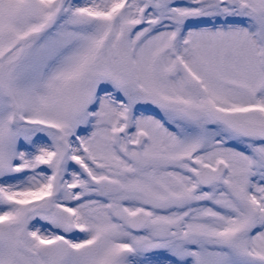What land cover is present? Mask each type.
<instances>
[{
  "label": "rangeland",
  "instance_id": "rangeland-1",
  "mask_svg": "<svg viewBox=\"0 0 264 264\" xmlns=\"http://www.w3.org/2000/svg\"><path fill=\"white\" fill-rule=\"evenodd\" d=\"M151 20L156 32L173 31V48L188 29L206 27L207 38L226 47L224 61L230 69L255 62L262 78L253 95L261 97L260 106L246 112L237 100L196 109L163 101L143 87L139 49L148 46V37L137 35ZM235 27L248 33L243 49L229 35ZM261 84L264 0H0V264H264V207H259L254 191V186L264 188V139L239 135L208 112L211 107L235 109L245 121L264 124ZM81 91L89 94L85 107L77 104ZM107 106L118 107L116 125L122 126L124 136L141 112L156 113L173 130L184 127L186 119L201 135L210 124L223 130L220 138L227 145L221 147L237 150L232 155L204 153L202 164L193 160L198 155L192 151L184 156L193 159L186 173L190 190L179 210L199 207L197 211L209 210L220 220L207 218L199 225L187 214L175 225L159 219L155 224L151 209L139 206L138 212L147 217L140 230L148 227L154 241L139 243L141 231L132 233L125 224L128 215L118 209L121 190L108 178L92 181L82 176L87 188L97 191L96 199L105 200L104 215L114 216L120 232L109 241L108 253L98 255L100 242L80 246L85 235L74 215L61 208L65 203L53 196L56 190L51 198L47 178L52 175L50 182L57 185L70 145L94 126L98 108ZM100 120L106 123L107 114ZM108 133L111 141L118 136ZM138 134L126 139L140 150L149 136L145 133L146 140L137 145ZM39 143L48 155L34 157ZM217 158L226 161L225 173L202 186L194 174ZM30 161L35 178L27 181L24 164ZM120 248L126 251L114 259Z\"/></svg>",
  "mask_w": 264,
  "mask_h": 264
},
{
  "label": "bare ground",
  "instance_id": "bare-ground-1",
  "mask_svg": "<svg viewBox=\"0 0 264 264\" xmlns=\"http://www.w3.org/2000/svg\"><path fill=\"white\" fill-rule=\"evenodd\" d=\"M190 4L192 5L191 2ZM156 30L155 22L151 20L137 35L148 37L146 40L148 46L139 49L138 66L143 87L153 89L163 101H172L196 109L210 103L219 106L237 100H241V106L247 110L246 112H250L252 107L260 106L261 97L258 99V95H253L257 92V86L262 78L255 68V62L247 67L241 62L238 68L230 69L228 63L224 61L226 47L222 43L220 46L217 45L214 39H208L206 32L209 29L206 27L188 29L174 48L172 47L173 31L164 29L156 32ZM247 34L239 30V27H235L229 35L232 36L233 43L239 49H243ZM262 86L264 88V85ZM241 88L246 92L245 95L240 92ZM252 96L255 102L250 101ZM103 100L99 106H102ZM117 112L116 106L98 108L94 113L96 117L94 126L70 145L67 158L61 163V172L56 175L57 185L50 182L52 175L49 174L47 178L49 195L54 190L58 192L57 195L53 193V196H57L65 203L61 208L69 210L74 215L75 222L79 224L85 235L86 241L79 242L80 246L83 243L90 242L96 245L100 242L98 255L105 251L108 253L111 243L109 241L120 232L119 225L112 221L114 216L104 215L102 202L105 200L96 199L97 191L88 189L86 186L88 182L82 176L92 181L97 178H108L113 181L121 190L118 197L121 204L118 209L123 215H133L132 213L140 210L139 206H143L151 209L149 213L153 216L152 223L159 219L175 225V221L186 218L187 214L191 215L189 217L192 220L199 221V225H202L200 221L205 222L207 218L220 220L218 216H211L209 210L197 211L199 207L194 208V211L179 210L186 202L184 198L186 191L190 190L186 173L189 172L188 163L193 159H186L184 156L192 151L193 154L198 155L193 160L202 164L205 163L204 153L224 151L232 155V152L237 150L221 147L227 145V140L220 138L223 130L210 124L206 128L205 135H201L191 127L188 119L184 127L173 130L156 113L141 112L131 121L130 129L124 136L122 126L116 125L119 119ZM105 114H107V122L103 123L100 118ZM107 123H111V127L107 128ZM108 132H116L118 136L111 141ZM139 132L147 133L149 138L147 141L145 138L146 143L142 149L137 150L131 147L126 137L133 139ZM35 149L34 157L39 154L41 156L42 152L43 155L49 154L48 149L41 143L37 144ZM23 155L24 149L21 148L20 156ZM24 165L28 169L24 179L30 181L34 177L33 164L30 161ZM254 191L259 207H264V188L254 186ZM142 194L154 201H146ZM111 202H109L110 206H112ZM66 203H72L71 207ZM158 212L168 214L161 215ZM31 230L33 233L37 232L36 229ZM149 231L146 227L137 234L140 236L136 240L144 244L153 243ZM262 243L264 244L263 240ZM123 245L127 243L124 242Z\"/></svg>",
  "mask_w": 264,
  "mask_h": 264
},
{
  "label": "water",
  "instance_id": "water-1",
  "mask_svg": "<svg viewBox=\"0 0 264 264\" xmlns=\"http://www.w3.org/2000/svg\"><path fill=\"white\" fill-rule=\"evenodd\" d=\"M15 44V43H14ZM12 44L11 46L13 47ZM77 104L80 107H85L86 101L89 99V94L85 91L79 93ZM208 112L219 123L221 122L229 130L235 131L239 135L247 137H258L259 139H264V124L250 123L239 117L238 113L234 109H221V108H209ZM146 138L144 132H139L138 138L136 140L137 145L141 144ZM226 171V161L217 158L214 165H202L198 171L195 173V179L198 180L201 185L207 186L211 184L218 177H221ZM133 215H128L125 218V224L131 230V232L139 231L143 228L144 222L146 221V215L140 212L132 213ZM126 249H118V252L114 255V259L119 258Z\"/></svg>",
  "mask_w": 264,
  "mask_h": 264
}]
</instances>
